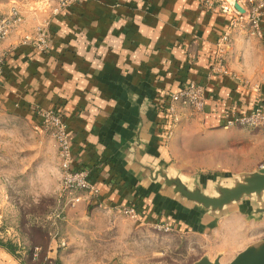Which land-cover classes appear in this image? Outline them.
Returning <instances> with one entry per match:
<instances>
[{
    "label": "crops",
    "instance_id": "0c3cea01",
    "mask_svg": "<svg viewBox=\"0 0 264 264\" xmlns=\"http://www.w3.org/2000/svg\"><path fill=\"white\" fill-rule=\"evenodd\" d=\"M16 1L31 30L48 13L38 10L45 0ZM236 1L244 6L246 0ZM213 2L79 0L52 16L47 50L20 44L17 33L0 44V91L13 93L37 122L35 104L62 111L73 166L90 169L98 189L79 191V201L135 205L142 218L175 229L217 220L153 178L149 167L166 138L165 102L185 82L204 86L205 104L198 114L180 108L179 120L183 126L194 114L207 135L232 128L224 127L227 113H246L264 101V15L260 37L231 25L220 9L226 0ZM13 5L0 0V13ZM225 31L232 38L225 64L236 78L211 72L216 40ZM242 203L228 215L253 212V201ZM0 264L19 263L0 246Z\"/></svg>",
    "mask_w": 264,
    "mask_h": 264
},
{
    "label": "rangeland",
    "instance_id": "374dc122",
    "mask_svg": "<svg viewBox=\"0 0 264 264\" xmlns=\"http://www.w3.org/2000/svg\"><path fill=\"white\" fill-rule=\"evenodd\" d=\"M6 1L17 5L16 0ZM37 5L48 11L47 4ZM49 17L42 16L32 30L25 19L16 33L33 32ZM0 95V246H9L12 253L4 249L19 264H194L203 256L227 264L264 238V213L236 212L208 227L188 222L165 229L163 222L142 218L140 212L134 219L121 208L74 201L61 181L52 134L13 93ZM181 123L156 149L160 157L155 165L170 176L189 185L197 180L211 193L213 186H232L235 179L264 166V129L234 126L207 135L192 113Z\"/></svg>",
    "mask_w": 264,
    "mask_h": 264
},
{
    "label": "built area",
    "instance_id": "2783aa9c",
    "mask_svg": "<svg viewBox=\"0 0 264 264\" xmlns=\"http://www.w3.org/2000/svg\"><path fill=\"white\" fill-rule=\"evenodd\" d=\"M47 8L50 17L43 19L33 32H26L19 37L20 43L29 45L35 49L45 51L50 47L51 33L49 31L50 18L59 14L64 8L72 5L79 0H46ZM207 6L214 5L213 0H198ZM244 8L245 13H238L233 4L226 0L220 5L222 12L230 15L231 25H237L241 29L249 28L252 33L257 36H262L260 21L264 15V0H246ZM25 16L19 6L13 5L8 12L0 13V44L9 36L18 32L23 26ZM232 46V38L229 31L223 32L216 40V52L214 61L211 67L213 74H234L230 72L226 66V55ZM2 61L0 59V74L2 73ZM246 83V81L244 80ZM257 87V86H254ZM165 106V134L170 135L172 127L179 121V109L187 108L192 113H201L205 104L204 86L194 80L185 82L176 92L170 94ZM34 111L43 128L48 130L57 147V157L59 168L61 171V181L64 189L73 195L74 201H79V195H74L75 192L85 191L90 194H96L98 189L89 181L90 169L84 167L73 166V156L71 144L67 132V124L63 119L62 112L57 109H43L35 107ZM234 126H246L253 128L264 129V106L263 103L257 104L252 110L246 113L226 114L224 123L225 128ZM139 209L135 205H127L121 207V211L126 216L137 218ZM165 229H170L168 224L163 225Z\"/></svg>",
    "mask_w": 264,
    "mask_h": 264
},
{
    "label": "water",
    "instance_id": "95a60500",
    "mask_svg": "<svg viewBox=\"0 0 264 264\" xmlns=\"http://www.w3.org/2000/svg\"><path fill=\"white\" fill-rule=\"evenodd\" d=\"M232 4L238 13H245L244 8L236 0ZM149 167L153 178L162 181L179 198L187 199L206 211L207 219H218L228 214L246 197L253 201L254 213H264V166L235 179L232 186L219 184L213 186L211 193L205 192L197 180L189 185L177 175L170 176L166 170L155 165L154 162ZM194 264L222 263L219 257L210 260L207 256H203ZM227 264H264V238L248 245Z\"/></svg>",
    "mask_w": 264,
    "mask_h": 264
},
{
    "label": "trees",
    "instance_id": "16d2710c",
    "mask_svg": "<svg viewBox=\"0 0 264 264\" xmlns=\"http://www.w3.org/2000/svg\"><path fill=\"white\" fill-rule=\"evenodd\" d=\"M166 127V125H165ZM140 213H142V210H138ZM3 246V245H2ZM10 253H12V249L9 246H4Z\"/></svg>",
    "mask_w": 264,
    "mask_h": 264
},
{
    "label": "bare ground",
    "instance_id": "6f19581e",
    "mask_svg": "<svg viewBox=\"0 0 264 264\" xmlns=\"http://www.w3.org/2000/svg\"><path fill=\"white\" fill-rule=\"evenodd\" d=\"M234 1V0H233Z\"/></svg>",
    "mask_w": 264,
    "mask_h": 264
}]
</instances>
